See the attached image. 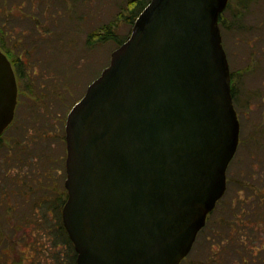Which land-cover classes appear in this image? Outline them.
Returning <instances> with one entry per match:
<instances>
[{"label":"water","instance_id":"95a60500","mask_svg":"<svg viewBox=\"0 0 264 264\" xmlns=\"http://www.w3.org/2000/svg\"><path fill=\"white\" fill-rule=\"evenodd\" d=\"M228 0H149L64 124L75 264H180L239 141L219 26ZM17 100L0 49V134Z\"/></svg>","mask_w":264,"mask_h":264},{"label":"rangeland","instance_id":"374dc122","mask_svg":"<svg viewBox=\"0 0 264 264\" xmlns=\"http://www.w3.org/2000/svg\"><path fill=\"white\" fill-rule=\"evenodd\" d=\"M130 6V0H0V47L18 82L14 119L0 138V264H67L50 237L53 208L66 198L65 119L118 46L93 33L110 27L126 36ZM220 16L229 68L245 92L236 107L240 141L226 191L180 264L205 257L212 231L233 217L239 186L256 187L264 176V0H228Z\"/></svg>","mask_w":264,"mask_h":264},{"label":"trees","instance_id":"16d2710c","mask_svg":"<svg viewBox=\"0 0 264 264\" xmlns=\"http://www.w3.org/2000/svg\"><path fill=\"white\" fill-rule=\"evenodd\" d=\"M148 1L130 0L131 6L129 9L131 13L129 17L131 26ZM221 24L222 20L219 16V25ZM129 33L122 38H118L110 27H105L100 34L93 33L92 36L102 40L113 39L119 45ZM231 92H233L232 89ZM2 173H4V176L6 175L7 166L6 168L4 166ZM260 177H263L262 181L256 187L250 185V182H245L244 185L239 186L243 193L241 196H236L239 201L236 210L232 212L233 217L230 220L223 221V227H228L224 229L220 226V228L214 229L216 231H212L216 235H214V241L210 243L208 250L205 252V257L192 264H264V176ZM64 200L65 198L60 203L63 204ZM53 209L55 210L53 219L55 230L53 235L50 236L52 244L56 249H59V252L57 251L58 257L63 254L67 264H75L76 252L63 226L61 207L56 204ZM185 259L183 260L185 261Z\"/></svg>","mask_w":264,"mask_h":264},{"label":"flooded vegetation","instance_id":"af4514ba","mask_svg":"<svg viewBox=\"0 0 264 264\" xmlns=\"http://www.w3.org/2000/svg\"><path fill=\"white\" fill-rule=\"evenodd\" d=\"M13 5V4H12ZM2 31V30H1ZM0 49L7 55V57L9 58V60H10V62H11V64H12V67H13V70H14V74H15V69H14V66H13V62H12V59H10V57H9V54H8V52H6V50L4 49V48H1L0 47ZM254 66V65H253ZM253 66H252V68H251V70L250 71H252L253 70ZM230 73H231V89L233 90V92H232V96H233V104H234V108H235V110H236V113H237V117H238V121H239V132H240V119H239V114H238V111H237V108L236 107H239L240 105H241V103H242V101H241V99L243 98V96H244V94H245V92H244V90H242V89H240L239 88V86L238 85H236L235 84V81H234V73L233 72H231L230 71ZM238 77V76H237ZM15 78H16V74H15ZM16 86H17V96H18V82H17V79H16ZM257 92H258V95H261V93H260V91H256V93H255V91L253 92V96L255 97V95H257ZM252 96H250V98H251ZM254 97H252V99L250 100V103H249V106H251V103H253V104H255V101L253 100V98ZM16 104H17V100H16ZM243 104V103H242ZM15 108H16V106H15ZM14 115H15V110H14ZM13 119H14V116H13ZM13 119H12V121H13ZM11 121V122H12ZM10 122V123H11ZM10 123H9V125L3 130V132L10 126ZM3 132L0 134V138H1V135L3 134ZM240 141V140H239ZM239 141H238V145H239ZM238 145H237V147H238ZM237 150V149H236ZM236 153V152H235ZM235 155V154H234ZM234 157V156H233ZM250 185H253V184H250ZM226 191V190H225ZM225 193V192H224ZM63 205V204H62ZM61 208H62V206H61ZM208 217V216H207ZM206 221H207V219H206ZM206 224V223H205ZM203 228V227H202ZM201 228V229H202ZM185 258V257H184ZM183 258V259H184ZM182 259V260H183ZM182 260H181V262H182ZM180 262V263H181ZM250 264V263H249Z\"/></svg>","mask_w":264,"mask_h":264}]
</instances>
